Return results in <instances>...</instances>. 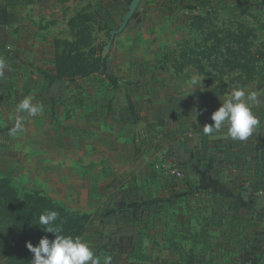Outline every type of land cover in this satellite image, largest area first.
<instances>
[{
	"label": "rangeland",
	"instance_id": "374dc122",
	"mask_svg": "<svg viewBox=\"0 0 264 264\" xmlns=\"http://www.w3.org/2000/svg\"><path fill=\"white\" fill-rule=\"evenodd\" d=\"M126 1L0 0L17 13L15 23L0 26V57L7 63L3 75H0V177L12 178L20 193L34 189L26 184L23 174L26 158L40 161L47 169L45 181L49 182V192H44L62 204L75 201L69 193L73 188L83 190L103 186L108 178L104 166L106 159L100 156L108 146L103 138L111 136L117 126L120 128L117 136L126 135L118 123L130 126L121 119L129 97L140 114L135 140L141 146L152 143L153 155L149 161L152 178L158 184L169 183L173 178L183 186L188 184L184 169L177 164L173 166L175 151L163 133V107L169 102L168 105L173 104V94L180 88V93L186 92L188 82L194 77L202 80L196 89L204 100L215 97V86L205 82L193 69L175 74L162 64L166 50L189 38L188 23L179 21L180 14L167 10L171 0H143L126 27L119 30L118 21L113 26L114 33L101 30L99 25L107 16L106 10L110 7L122 10L121 2L126 4ZM181 2L186 5L182 12H197L207 7L231 11L235 6V0H207L205 5L200 0ZM161 5H166L164 11L160 10ZM82 10L103 16L97 17L95 29L97 39L106 43L102 70L89 78L51 83L48 76L55 74L54 40L72 37L68 20ZM253 13L262 20L258 12L253 10ZM107 73L119 78V89L116 90L107 79ZM245 90L261 93L260 102L252 106L259 124L244 141L231 139L227 135V126L208 135V144L216 141L210 146L212 149L247 157L250 153L253 156L264 154V88L260 91L251 84ZM59 93L62 97H56ZM230 95L225 96L226 99ZM28 96L33 97V103L43 105V112L30 116L18 110V104ZM53 96L56 97L54 114ZM194 112L187 114L186 119L183 115L181 137L190 130ZM206 114L197 112L200 126L214 123L211 117L206 121L200 119ZM18 118L21 129L13 132ZM149 122L152 133L140 132ZM13 160L15 165L10 162ZM174 170L184 175L176 176ZM110 178L113 185L118 183L116 176ZM106 209L96 206L90 228L101 224Z\"/></svg>",
	"mask_w": 264,
	"mask_h": 264
},
{
	"label": "crops",
	"instance_id": "0c3cea01",
	"mask_svg": "<svg viewBox=\"0 0 264 264\" xmlns=\"http://www.w3.org/2000/svg\"><path fill=\"white\" fill-rule=\"evenodd\" d=\"M248 1L264 21V0ZM131 2L127 0L122 10H114L107 16L111 29L118 21L121 27ZM185 6L184 2L179 3L181 9ZM186 90L184 93L179 92L181 88L175 90L173 104L170 106L169 102L163 107L162 124L166 140L175 151L173 166H181L188 176L186 186L176 178L161 184L152 178L149 165L152 143L141 146L135 140L139 119L130 124L122 121L129 127L118 123L126 134L123 137L117 136L120 129L117 126L111 136L103 138L108 144L100 154L106 159V183L69 191L75 201L63 205L70 209L92 213L98 205L108 208L101 224L90 228L81 238L101 259V264L108 257L111 264H264V188L254 190L252 185L264 175V154L250 153L248 162L239 164L246 175L245 183H241L237 162L227 153L210 147L216 141L207 143L205 125L200 126L196 116L199 111L206 112L200 119H209L230 93L220 95L215 87V97L207 101L200 98L198 89L191 93ZM190 112H194L193 123L181 137L183 121ZM150 123L140 132L151 134ZM10 162L16 164L14 160ZM22 170L32 190L49 192V182L45 181L47 169L40 161L26 158ZM111 176H116L118 183L113 185ZM124 193L129 194L127 203ZM148 203L153 204L150 207ZM124 206L138 212L149 208V215L145 214L148 226L127 221L121 210Z\"/></svg>",
	"mask_w": 264,
	"mask_h": 264
},
{
	"label": "trees",
	"instance_id": "16d2710c",
	"mask_svg": "<svg viewBox=\"0 0 264 264\" xmlns=\"http://www.w3.org/2000/svg\"><path fill=\"white\" fill-rule=\"evenodd\" d=\"M175 2L172 1L167 10L180 14L179 21L188 23L189 38L164 52L161 61L166 68L175 74L193 69L204 81L213 83L220 95L229 94L238 86L246 88L253 84L258 90L264 88V21L253 13L248 0H235L231 11L207 7L197 12H182L179 7L181 0ZM200 3L205 5L207 0H200ZM165 6L161 5L160 10L164 11ZM114 10L108 8L106 15ZM100 16L82 10L69 18L72 37L54 40L55 74L48 76L51 83L85 79L101 72L106 43L97 39L95 34L97 17ZM107 16H102L103 23L99 26L110 34L112 29ZM16 20L17 13L7 3H0V26L13 24ZM106 77L116 90L120 88L115 74L107 73ZM57 96L62 97V93ZM56 97L52 98L53 114ZM127 103L121 119L137 122L140 117L135 102L129 97ZM227 154L237 162L238 168L248 162L247 156L240 153ZM240 170L239 181L245 183V170ZM252 185L254 190L264 188V175ZM128 196V193L123 194L125 203ZM152 204L148 203V206ZM121 210L127 221L148 226L145 214L149 215V208L138 212L124 206ZM45 211H57L56 223L63 228L61 234L72 237L82 238L94 219L93 213L70 209L42 190L20 193L12 178L0 177V264H31L34 254L26 244L31 242L37 246L42 237L55 238V234L44 232L36 225ZM189 262H193L191 257Z\"/></svg>",
	"mask_w": 264,
	"mask_h": 264
},
{
	"label": "clouds",
	"instance_id": "9594fccd",
	"mask_svg": "<svg viewBox=\"0 0 264 264\" xmlns=\"http://www.w3.org/2000/svg\"><path fill=\"white\" fill-rule=\"evenodd\" d=\"M7 63L0 57V75H3ZM202 80L192 78L188 82L190 93L198 88ZM261 93L257 91H246L243 87H236L231 95L221 106L212 113L213 124H206L203 127L205 135H213L220 132L227 126V135L233 140L244 141L249 138L259 120L252 112V106L260 101ZM18 110L27 112L30 116H36L43 112V105L33 103V97H25L19 104ZM21 129L20 119L13 132ZM59 213L57 211H45L39 216L38 227L44 232L55 234V238L42 237L37 246L31 242L26 244L31 253L34 254L31 264H101V259L95 255L90 246L79 237L62 235L63 228L58 225ZM103 264H111V258H105Z\"/></svg>",
	"mask_w": 264,
	"mask_h": 264
},
{
	"label": "water",
	"instance_id": "95a60500",
	"mask_svg": "<svg viewBox=\"0 0 264 264\" xmlns=\"http://www.w3.org/2000/svg\"><path fill=\"white\" fill-rule=\"evenodd\" d=\"M142 0H132L131 5H130V10L128 12V14L125 17V21L123 22V24L121 25V27L119 28V30L123 29L124 27H126V25L129 23V20L135 15V13L137 12V9L140 5ZM117 32V31H115ZM112 33H114V31H112Z\"/></svg>",
	"mask_w": 264,
	"mask_h": 264
},
{
	"label": "built area",
	"instance_id": "2783aa9c",
	"mask_svg": "<svg viewBox=\"0 0 264 264\" xmlns=\"http://www.w3.org/2000/svg\"><path fill=\"white\" fill-rule=\"evenodd\" d=\"M173 172H174V174H175L176 176H183V175H184V173H182V172L179 171V170H174Z\"/></svg>",
	"mask_w": 264,
	"mask_h": 264
}]
</instances>
